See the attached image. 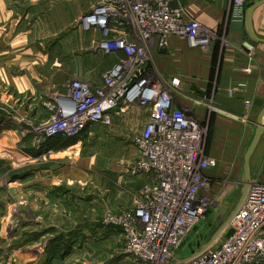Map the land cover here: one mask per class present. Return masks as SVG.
Returning <instances> with one entry per match:
<instances>
[{"label": "rangeland", "instance_id": "obj_1", "mask_svg": "<svg viewBox=\"0 0 264 264\" xmlns=\"http://www.w3.org/2000/svg\"><path fill=\"white\" fill-rule=\"evenodd\" d=\"M249 2L246 1L245 9ZM92 4L91 0L88 11ZM229 19L228 12L223 20ZM222 31L209 29L211 39L206 47L212 44V54L221 42ZM95 34L88 45L68 50L66 41L59 45L61 52H56L55 58L62 70L57 71L54 62L36 67V84L28 91L15 92L0 77V264H118L121 257V264H132L124 253L127 234L107 216L129 209L130 188L141 183L132 174L138 156L133 139L144 126L125 125L123 113L114 117L110 126L92 124L75 136L49 137L44 133L46 121L60 122L58 96L67 95L72 82L97 89L102 75L111 68L101 70L95 81L90 72L72 73V57H107L95 48L100 38ZM49 46L46 44V48L50 49ZM39 47L42 46L37 44L32 50ZM47 51L46 58L50 55ZM211 68L214 75L216 66ZM41 80L43 83H39ZM59 80L67 83L61 87ZM203 90L198 94L212 106V85L208 92ZM194 95L195 99L201 97ZM173 101L176 103L175 98ZM140 112L150 113L149 109ZM198 112L204 114L201 109ZM213 116L212 111H207L206 120L201 122L206 151L217 159V167L208 172L214 177L209 191L210 206L175 251L177 262L197 252L212 238L242 194L244 154L249 144L242 134L231 131L221 121L216 123ZM44 152L48 153L39 157ZM259 176L258 172L253 177L250 174L249 181ZM118 193L126 200L119 199Z\"/></svg>", "mask_w": 264, "mask_h": 264}, {"label": "built area", "instance_id": "obj_2", "mask_svg": "<svg viewBox=\"0 0 264 264\" xmlns=\"http://www.w3.org/2000/svg\"><path fill=\"white\" fill-rule=\"evenodd\" d=\"M246 1L230 0L229 14L244 12ZM92 2L78 24L100 35L96 49L121 56L102 75L97 89L72 82L69 93L58 96L60 122L46 121L44 133L75 136L92 124L110 126L114 117L132 106L149 109L148 121L133 139L138 156L132 174L142 184L130 188L129 209L109 213L107 220L117 222L127 234L124 253L132 264H172L178 261L175 251L210 206L214 177L208 172L217 167V159L204 146L201 122L206 115L198 117L193 108L206 105L210 112L212 106L204 97L193 99L191 108L176 106L173 99L180 80L159 77L151 67L148 49L155 45L166 50L170 36L204 47L211 36L181 7L172 6L173 0ZM236 17L243 19L241 14ZM247 47L251 59L254 46ZM224 230L180 264H264L263 181H249Z\"/></svg>", "mask_w": 264, "mask_h": 264}, {"label": "crops", "instance_id": "obj_3", "mask_svg": "<svg viewBox=\"0 0 264 264\" xmlns=\"http://www.w3.org/2000/svg\"><path fill=\"white\" fill-rule=\"evenodd\" d=\"M254 1L250 0L247 8ZM9 4L10 8L7 7ZM90 4L91 0H0V77L15 92L20 93L32 89L36 84V67L54 62L53 66L61 71L55 58L61 52L59 45L66 41L67 50L88 45L96 35L93 29H84L78 24V19L88 11ZM172 6L181 7L186 17L200 22L208 30L223 29L213 81L210 80L212 44L208 47L194 46L177 36L168 38L166 50L150 46L148 54L151 67L159 77L179 78L180 90L175 95L178 107H193L194 94L203 97L198 92H204L203 89L207 90L211 84V111L216 123L221 121L231 131L242 134L244 141L250 144L257 116L264 107V42H255L249 36L245 23L247 9L244 12L235 11V16L232 11L230 19L224 21V15L232 10L230 0H178ZM238 14L243 16L241 21L236 20ZM252 30L257 37L264 39V4L253 12ZM37 44L42 47L33 51L32 48ZM46 44L50 45V49L46 48ZM248 45L254 46L251 59L248 58ZM47 50L50 55L46 58L44 53ZM88 55L85 58H70L71 70L75 74L80 70L87 75L91 73L93 81L98 79L101 70L114 64L113 59L117 61L121 56L120 53L108 54L107 57ZM20 68L23 71L20 72ZM60 82L61 87L67 83ZM140 109L132 106L125 112V125L146 124L149 114L143 115ZM193 109L198 117L205 116L208 111L206 105ZM262 128L249 160V168L251 177L258 172L260 176L257 178L264 182V115ZM14 134L17 135V131ZM139 181L141 183L138 186L142 184V180ZM120 195L123 194L118 193L119 199L126 200L124 195ZM123 261V257L118 258V264Z\"/></svg>", "mask_w": 264, "mask_h": 264}, {"label": "water", "instance_id": "obj_4", "mask_svg": "<svg viewBox=\"0 0 264 264\" xmlns=\"http://www.w3.org/2000/svg\"><path fill=\"white\" fill-rule=\"evenodd\" d=\"M264 4V0H256L254 2H252L247 10H246V14H245V23H246V28H247V31H248V34L249 36L255 41V42H264V39H261L259 37H257L253 30H252V15H253V12L256 8H258L259 6L263 5ZM264 115V107L260 110L258 116H257V121H256V128H255V132H254V136L252 138V140L250 141V144L244 154V163H243V176H244V185H243V189H242V194H241V197L237 203V205L235 206L234 210L232 211L231 215L233 214V212L236 210V208L239 206V204L241 203L244 195H245V192L247 190V187H248V181L250 179V168H249V160H250V157L258 143V140L260 138V135L263 131V128H262V117ZM231 215L228 217L227 221L224 223V225L219 228L217 230V232H215V234L212 236V238L210 239L209 242H206L205 244H203L202 247H205L206 245H208L210 242H212L224 229V226L225 224H228V221L231 217ZM187 258H184L182 259L181 261L175 263V264H180V262H183L185 261Z\"/></svg>", "mask_w": 264, "mask_h": 264}, {"label": "trees", "instance_id": "obj_5", "mask_svg": "<svg viewBox=\"0 0 264 264\" xmlns=\"http://www.w3.org/2000/svg\"><path fill=\"white\" fill-rule=\"evenodd\" d=\"M218 50H219V46L216 45L215 49L213 50V54H212V66H216ZM212 72H213V69H211V78L213 77Z\"/></svg>", "mask_w": 264, "mask_h": 264}, {"label": "bare ground", "instance_id": "obj_6", "mask_svg": "<svg viewBox=\"0 0 264 264\" xmlns=\"http://www.w3.org/2000/svg\"><path fill=\"white\" fill-rule=\"evenodd\" d=\"M67 112H69V110H67ZM66 114H67V113H66ZM62 117H64V116H62ZM244 182H245V181H244ZM226 225H227V224H225L224 229L226 228ZM224 229H223V230H224Z\"/></svg>", "mask_w": 264, "mask_h": 264}]
</instances>
